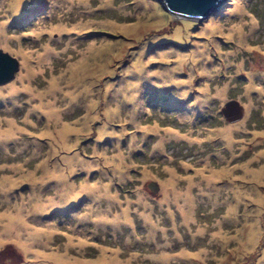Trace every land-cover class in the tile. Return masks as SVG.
<instances>
[{"label":"rangeland","instance_id":"obj_1","mask_svg":"<svg viewBox=\"0 0 264 264\" xmlns=\"http://www.w3.org/2000/svg\"><path fill=\"white\" fill-rule=\"evenodd\" d=\"M0 50V264H264V0H0Z\"/></svg>","mask_w":264,"mask_h":264},{"label":"water","instance_id":"obj_2","mask_svg":"<svg viewBox=\"0 0 264 264\" xmlns=\"http://www.w3.org/2000/svg\"><path fill=\"white\" fill-rule=\"evenodd\" d=\"M172 15L186 19H207L219 11L227 0H158ZM19 70V62L0 50V85L12 82ZM150 189L157 187L152 183Z\"/></svg>","mask_w":264,"mask_h":264},{"label":"bare ground","instance_id":"obj_3","mask_svg":"<svg viewBox=\"0 0 264 264\" xmlns=\"http://www.w3.org/2000/svg\"><path fill=\"white\" fill-rule=\"evenodd\" d=\"M238 31H239V29H237ZM88 52H90L89 54H91V49H88ZM88 52H83V54H87ZM24 56H26V54H24ZM198 56H200V55H194L193 56V58H196V57H198ZM85 58V57H84ZM24 59H26V58H24ZM35 73V69L34 70H31V69H27L26 70V74L25 75H30V74H34ZM22 78H23V76H22ZM43 107H44V109H46L47 110V114L49 115V116H51L52 114H55V112H53V105L50 103V102H47L46 104H44L43 105ZM53 112V113H52ZM91 120H88L87 121V124H89V122H90ZM64 129H65V127H64ZM63 129V130H64ZM234 129H235V127H233V126H228V127H226L225 128V131L223 132L224 134H226V136H229V137H231L232 138V135H233V133H234ZM67 130H69V128H67ZM102 131H104V129H102ZM1 135H3L2 134V132H0V136ZM59 138H60V140H61V142H59V146H63V145H65L66 146V139H67V137L65 136V134H63V133H59ZM70 166H72V162L70 163ZM69 169L71 170L72 168H67V173H69ZM67 173H61V174H58L57 173V170H54L52 173H51V177L52 176H56L57 178V180H56V182H58V185H59V187L61 188V192H62V194H61V197L63 198L62 199V201H66V200H68V199H70V198H72L73 196H76L77 194H78V192H76V191H73L72 189H71V187H69V186H67V187H65V183H64V181H65V175L67 174ZM254 176H255V179L259 182H261V181H263L264 180V169L262 168V170H260V171H258L257 173H254ZM215 177H216V175H215ZM210 180H213V177L212 178H209ZM64 188V189H63ZM81 191H86V192H88L89 194H91V193H96V192H100L102 195H103V193H104V197H111V198H114V197H112V196H109L110 194L109 193H107V187L106 186H102V187H100V186H97V187H95V186H93V187H91V185H89V184H85V185H83V186H81ZM191 191V190H190ZM188 189H187V194H188V192H190ZM174 193V198L177 200L179 197H180V195H176L177 193H175L174 191H169V190H166L165 192H164V196H167L168 194H173ZM60 197V198H61ZM51 200H48L47 202H50ZM178 201V200H177ZM183 202L182 203H180V201L179 202H177V208H178V210H180L181 211V213L182 214H184V210H185V206H187V203H188V199H185V200H182ZM191 200H189V202H190ZM191 203V202H190ZM49 206L48 205H43V206H38L37 207V210H43V209H47ZM191 207V206H190ZM192 210H194V208L192 209ZM234 211V209L233 208H230L229 209V212H233ZM188 214V213H187ZM187 214H184V219H185V221L186 222H188V221H190V220H194V217H191L189 214H188V216H187ZM187 216V217H186ZM193 216V215H192ZM118 217V215L116 214V216L114 215V217L113 218H117ZM101 220H103V219H101ZM200 230H203V229H200ZM199 230V231H200ZM253 232H256V229L255 228H253ZM37 231V230H36ZM33 234H35V233H33ZM48 234H50V233H48ZM256 235H257V233H256ZM18 237V236H17ZM183 254H186V253H184L183 252ZM199 255L201 256L202 254H200L199 253Z\"/></svg>","mask_w":264,"mask_h":264}]
</instances>
